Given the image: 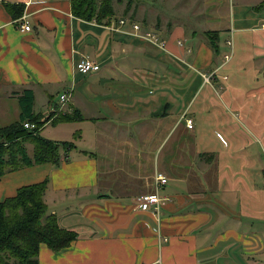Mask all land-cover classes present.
<instances>
[{
	"label": "crops",
	"instance_id": "crops-1",
	"mask_svg": "<svg viewBox=\"0 0 264 264\" xmlns=\"http://www.w3.org/2000/svg\"><path fill=\"white\" fill-rule=\"evenodd\" d=\"M129 1L107 24L75 17L71 0H0V125L19 119L27 90L34 114H54L40 135L75 146L58 165L5 174L0 202L47 179V213L78 238L41 245L39 264H264V0H160L171 18ZM120 20L165 47L114 32ZM84 57L99 71L79 74ZM73 111L84 120L53 123ZM152 193L167 200L159 223L134 205Z\"/></svg>",
	"mask_w": 264,
	"mask_h": 264
},
{
	"label": "trees",
	"instance_id": "trees-1",
	"mask_svg": "<svg viewBox=\"0 0 264 264\" xmlns=\"http://www.w3.org/2000/svg\"><path fill=\"white\" fill-rule=\"evenodd\" d=\"M120 0H118L119 2ZM130 3V2H129ZM72 13L84 21L107 24L113 16L112 0H71ZM16 9L21 16L23 8ZM12 11V10H11ZM207 38L213 50H217V32H208ZM20 117L12 125H0V178L9 172L26 167L51 163L58 165L61 157L75 149L72 142L50 141L40 135L43 126L54 114L44 118L34 114V96L23 91L18 98ZM77 111L72 114L58 113L53 123L82 121ZM33 126L32 129L24 127ZM76 137V136H75ZM33 145V156L28 157L25 144ZM62 152V153H61ZM48 181L23 186L13 197L0 202V264H39L40 246H46L53 253L68 249L76 241V232L62 228L54 214L47 213L43 200ZM13 263H9V260Z\"/></svg>",
	"mask_w": 264,
	"mask_h": 264
},
{
	"label": "built area",
	"instance_id": "built-area-1",
	"mask_svg": "<svg viewBox=\"0 0 264 264\" xmlns=\"http://www.w3.org/2000/svg\"><path fill=\"white\" fill-rule=\"evenodd\" d=\"M126 25H127V22L125 20H120L118 22V24L115 25L112 29L114 30V32H118L120 34L132 36L133 38H135L137 40H141V41H145V42H152V43L160 46V48L165 47V44L163 42H161L157 38L156 35L149 33V32L142 33L141 28L138 24H136V25L132 24L131 25L132 31H127L126 29H124ZM20 30H21V32H30L31 28H30L28 23L24 22L21 25ZM225 59H227V57H225ZM99 69H100L99 64L97 62L91 60L88 57L81 58L76 63V70L81 75H87V74L95 73V71L98 72ZM209 78H212V75ZM209 78H207V79H209ZM69 98H70V95L67 93L61 95L59 97V99H60L59 101H60L61 105L66 104L68 102ZM24 127L27 129L33 128V126L30 124H25ZM186 127L188 129L193 128V123L191 120L186 121ZM155 180H156L155 185L157 188H159L162 185H165L167 182L166 178L163 177L162 175H157ZM166 201H167L166 199L160 198L157 193H152V194H147V195H143V196L136 198L134 205L137 208V210H139V211L149 212L152 215V217L154 218V221L159 223L161 211H162L163 206H164ZM165 241H166V239H165Z\"/></svg>",
	"mask_w": 264,
	"mask_h": 264
},
{
	"label": "rangeland",
	"instance_id": "rangeland-1",
	"mask_svg": "<svg viewBox=\"0 0 264 264\" xmlns=\"http://www.w3.org/2000/svg\"><path fill=\"white\" fill-rule=\"evenodd\" d=\"M101 0H98V2H100ZM122 1H126V2H128L127 4L129 5L130 3V1L129 0H120L119 2H118V0H112V7L115 5L116 6V10H119L117 13V15L118 16H123V14L121 13L122 11L121 10H123V4H122ZM144 2H145V6L143 7L142 5L141 6H139L138 7V5H137V9L136 10H139L140 12H142V11H144L143 9H146V12H148V14L150 13V15L152 14V12L151 11H154V12H162V11H164V14H166V16H168L169 18H171V14H172V11H171V8L168 6V9H162V7L161 6H159L158 4L159 3H161V1L160 0H143ZM122 4V5H121ZM120 5V6H119ZM126 8H127V6H126ZM131 8V7H130ZM51 101H52V103H57L58 101H57V97L56 96H54V98L52 97V99H51ZM39 109H40V105H39ZM50 132H57V131H54V130H51ZM52 135H55L54 133H52ZM52 137H54V136H52ZM56 137H60V136H56ZM56 142V141H55ZM27 148H29V144H27ZM27 148H26V150H27ZM90 153H95V152H90ZM127 163V162H126ZM132 162H128L127 164H131ZM121 165V163H118V164H116V166H120ZM125 167H126V169L128 168V169H134L133 167H131L130 165H125ZM12 177H10V179H11ZM12 180V187H17V185H23V184H21V183H24V181L25 180H13V179H11ZM13 189V188H12ZM46 194H57V203H56V209L58 210V212L59 211H61L62 210V208H63V206H64V203L63 202H61V201H59L58 199H60V197L62 196V192H57V193H53L52 191H51V185H50V188H49V191L46 193ZM72 202V200H68V205H70V203ZM70 209H72L71 207H69ZM77 207H75V209H76ZM74 209V210H75ZM78 210V208L74 211V212H76ZM150 225L152 226V228L154 227V225L152 224V223H150ZM153 233H154V238H156L157 239V237L158 236H160V232H158L157 230H155L154 228H153ZM163 241H164V243H162V245H165V243L168 241L167 239H166V241L163 239ZM14 261L11 259V260H9V263H13Z\"/></svg>",
	"mask_w": 264,
	"mask_h": 264
}]
</instances>
